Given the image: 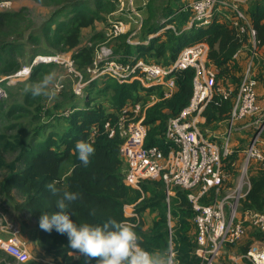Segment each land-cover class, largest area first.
Wrapping results in <instances>:
<instances>
[{"label":"trees","instance_id":"trees-1","mask_svg":"<svg viewBox=\"0 0 264 264\" xmlns=\"http://www.w3.org/2000/svg\"><path fill=\"white\" fill-rule=\"evenodd\" d=\"M27 1L48 9L49 14L36 22L28 7L0 12V80L15 74L23 62L29 63L37 55L66 52H72L76 68L86 72L93 64L96 46L107 41L109 19L118 12L120 5V0ZM145 10L146 16L134 36L140 44L128 42L133 33L128 30L107 44L123 62L135 56L167 67L185 47L206 43L207 60L216 72V87L227 91L228 97L225 98L220 90L215 91L202 112L205 123L201 129L205 132L218 129L220 123L231 124L234 102L245 75L238 56L250 46L247 33L240 34L230 19L218 17L208 26L187 28L192 16L188 0H148ZM243 10L256 31L257 49L263 51L261 59H254L252 69L254 79L259 81L260 75H264V0H249ZM101 23L107 24L109 29L96 30ZM167 26L174 29H164ZM87 29L94 32L83 42ZM147 40L148 43H144ZM59 68L55 64L39 65L24 84L33 85L49 72L57 73ZM194 77L192 68L175 73V90L167 99H163L162 86L145 87L139 80L120 83L103 77L102 87L98 88L96 81L87 86L83 106H71L68 116L58 114L57 120L66 122L65 128L60 130V126H55L48 135L41 133L46 127L41 117L52 114L53 110L43 105L44 95L33 97L24 88L17 101L12 99L13 92H10L9 99L0 102V211L17 216L23 227L22 240L34 246L32 252L37 259L24 264H42L38 260L44 264H97L96 260H88L72 249L66 234L58 233L55 228L47 232L39 227V218L44 212L60 211L56 200L64 191L79 194L80 198L66 209L78 225L102 224L112 217L132 224L145 250L167 253L173 258V264H201L189 191L175 188L174 195L168 199L162 180L144 181L140 190L128 187L124 182L127 164L120 156L124 139L118 129V119L124 109L145 105L156 95L160 100L145 111V144L157 146L166 153L167 123L189 105ZM6 83L4 80L3 84ZM62 96L66 104L69 103L66 92ZM70 97H74L72 92ZM62 107L55 104L53 109L60 111ZM28 118L41 126L35 129L30 142L18 130L23 126L20 122ZM108 123L115 131L114 136L109 135ZM261 137L264 140V131ZM242 139L237 141L240 146L222 158L228 179L223 182L221 191L217 194L214 189L210 190L202 198L203 203H212L234 188L240 172L239 163L249 142L247 138ZM77 140H86L95 148L87 167L74 152ZM247 178L250 186L239 201L238 212L241 216L246 212L264 213V161L252 159ZM52 181H56L60 189L58 196L51 195L45 187ZM128 205H134L137 216L126 215ZM23 214L28 215L30 221L24 220ZM256 242H264V230L246 221L243 235L234 242L225 243L223 251L229 250L236 257L244 256ZM0 264L16 263L0 249Z\"/></svg>","mask_w":264,"mask_h":264},{"label":"built area","instance_id":"built-area-1","mask_svg":"<svg viewBox=\"0 0 264 264\" xmlns=\"http://www.w3.org/2000/svg\"><path fill=\"white\" fill-rule=\"evenodd\" d=\"M249 0H194L189 4L192 16L187 28L208 26L215 18H227L237 27L240 34L247 33L251 48L249 67L242 79L239 93L234 102L232 122L246 118H254L255 134L246 149L245 165L240 169V177L236 178L234 189L236 192L243 188L235 201H230V196L215 199L212 203L205 204L202 198L214 189L218 194L223 182L228 179L222 164L223 156L231 154L227 148L222 150L218 143L206 137L201 129L199 119L208 102L216 90L215 70L207 60L208 46L198 43L182 49L176 60L167 67L156 63H148L135 56H130L126 61L114 53L107 42L116 38L128 29L124 22L117 18H110V29L106 42L96 46L93 64L86 72L79 71L75 66L72 52L37 55L15 74L0 80V100L6 96V90L1 83L24 81L32 75L35 68L42 64H55L66 72L58 77L52 95L63 93L66 86L63 79L73 80L72 92L75 97L83 98L87 86L103 77H110L116 82H133L139 80L145 87L162 86L163 99L170 98L175 90V73L192 68L195 70L193 81V97L189 105L180 114L169 119L165 131L167 152L157 147H147V128L144 125L145 111L148 107L159 101L152 95L145 105L138 104L133 109L127 107L118 119V129L124 142L120 149V156L127 164L124 177L125 184L140 190L141 184L147 180H162L166 186L167 197L174 195L175 188L188 190L189 200L195 211L194 222L197 229V254L201 264H216L224 253L223 245L227 242L238 240L244 232V222L248 221L264 230V213L246 212L243 216L238 212L239 201L249 189L247 168L250 161H264V151L257 145L264 131V108L258 101L256 92L257 81L252 75V62L257 57L256 31L248 21L243 10ZM13 0H0V12L12 11ZM135 19L136 31L132 33L128 42L132 45L140 44L134 38L141 27L142 16L134 9L131 10L130 19ZM164 29H174L167 26ZM163 29V30H164ZM144 43H148V40ZM90 45V44H89ZM225 98L228 92L220 90ZM133 111V113H129ZM70 111L64 115L68 116ZM109 135L114 136V129L108 123ZM243 183V187L241 184ZM130 216H137L134 207ZM130 224V223H128ZM132 225V224H131ZM9 239L2 243L4 250L15 260L16 264H24L32 259L27 244L21 238V232L14 226L8 225ZM232 264H264V243L254 244L244 256L236 257L229 254Z\"/></svg>","mask_w":264,"mask_h":264},{"label":"clouds","instance_id":"clouds-1","mask_svg":"<svg viewBox=\"0 0 264 264\" xmlns=\"http://www.w3.org/2000/svg\"><path fill=\"white\" fill-rule=\"evenodd\" d=\"M55 81L56 73L53 70L37 83L26 86L25 91H30L33 97L49 95V90H54ZM74 152L81 164L87 167L95 148L86 140H77ZM45 187L53 196L60 193L56 181L48 183ZM79 198L78 193L64 191L56 200V206L60 211L51 214L44 212L38 222L40 229L51 232L55 228L58 233L66 234L72 249L88 260H96L97 264H173V258L167 253L145 250L131 224L117 221L112 217L102 224L75 223L66 209Z\"/></svg>","mask_w":264,"mask_h":264},{"label":"rangeland","instance_id":"rangeland-1","mask_svg":"<svg viewBox=\"0 0 264 264\" xmlns=\"http://www.w3.org/2000/svg\"><path fill=\"white\" fill-rule=\"evenodd\" d=\"M147 1L148 0H120V5H119L120 11H118V14L116 16H112L111 18H117V19L121 20L127 26L128 31L134 33L136 31L137 25H136L135 19H133V16H132V19L129 18V16L131 15V10L134 9L136 12L141 14L142 18L143 17L145 18V16H146L145 4L147 3ZM21 7H28L30 9L31 16L35 19L36 22L42 21L49 14L48 9L41 8L40 6H38L34 2L27 1V0H14V7L12 10H17ZM107 29H109L108 25L102 24V23L99 24V26L96 28V30H104V31H107ZM93 32L94 31L92 29L85 30L83 42H85L93 34ZM138 36H137V38H138ZM48 55H51V54H48ZM26 64L27 63L23 62V66H25ZM65 74H66L65 70L63 68H59L58 72L56 73V81H57L58 77L64 76ZM26 80L21 81V82H15V83L7 82L5 85L2 82L1 86H2V88H4V90H6V96L4 98H2L0 100V102L4 101V100H8L10 92H13L12 93L13 94L12 99L17 101L19 99V97H21L22 90L24 88H26V86H27L24 84L26 82ZM102 80H103V78L102 79L99 78V79L95 80L96 82H98V88L103 86ZM63 82L65 83V86H66L63 93L66 92L67 97L70 98V99L68 98L69 103L66 104L65 97L62 96L63 93L52 95L51 89L49 90L50 91L49 95H44L45 100H44L43 105H45L46 109L53 110V113L50 115H43L41 117L42 125L43 124L46 125L44 131H41L42 129L39 130V131H41V133L43 132L42 134L48 135L52 130H54L55 126H60V130L64 129L66 126V122H64L63 120L58 121L57 120L59 118L58 114H59V116H61L66 111L70 110L71 106H73V105L83 106V104H82L83 98L75 97V96L70 97V94L72 92L73 80H70L69 78H65V79H63ZM86 92H87V90H86ZM95 92H96V90H95ZM72 98H74V99H72ZM259 101L264 102V97L262 99H260ZM55 104H61L63 106L60 111L53 109V106ZM261 107L264 108L263 105ZM12 120H13V122L17 121L15 119H11V121ZM243 120H245V119H243ZM252 122L253 121H252V117H251L245 123V124H250V126L246 127V129H244V130L241 129V131H243V132L235 134L236 135L235 137H239L241 139L243 138L242 140H245L247 138L248 141H249V138L251 137V141H252L253 136L255 134L254 125L252 124ZM20 124L23 126L19 127L18 130H20V132L22 133V135L24 136V138L26 139L27 142H30L35 129L41 127L40 124L30 122L29 118L26 120H22L20 122ZM260 141H262V137H260ZM257 148L260 151L262 150L261 149L262 147H260L259 144L257 145ZM242 156H244V158L242 157V159L240 160V163H239L240 169L243 168L245 165V161H246L245 156H247V154L244 153ZM239 174H241V172H239ZM239 174L237 175L238 177H240ZM241 187H243V183L241 184ZM242 189L243 188H241V190ZM232 190L225 192L224 196H230L231 198L229 200L235 201L241 190L236 189V192H231ZM23 216H24L23 217L24 220L26 219L27 221H30L27 219L28 215L23 214ZM6 224L16 227L22 233L23 227L21 226V223L17 220V216H15L12 212L6 214V212L0 211V234H3L5 237H9ZM28 250L32 256V260H36L37 257L34 256L35 254L32 252V250H30V248ZM227 252L229 254H233V252H231V251L229 252V250L225 251L223 253L225 255L222 254V256L218 259L217 264H231V260H229L227 257V254H228ZM38 263L44 264L45 262L38 260Z\"/></svg>","mask_w":264,"mask_h":264},{"label":"crops","instance_id":"crops-1","mask_svg":"<svg viewBox=\"0 0 264 264\" xmlns=\"http://www.w3.org/2000/svg\"><path fill=\"white\" fill-rule=\"evenodd\" d=\"M194 0H188V3L191 4ZM120 11V9L118 10ZM118 14V12H116L115 14H113L112 16H116ZM111 16V17H112ZM251 49L253 50V48H251V46H247L244 48V50H248V53H251ZM245 51H242L238 58L239 61L241 63V66H243L244 72L247 71L248 67H249V62H250V56H248V53ZM258 55L256 57V59H261L262 58V50H258ZM251 68L253 69V62L252 65H250ZM256 92H257V96H258V101L260 99H262L264 97V75L263 73L260 75V80L257 81V87H256ZM259 104L262 106H264V102L263 101H259ZM249 118L245 119V120H240V121H235L232 122L231 124H225V123H220L218 126L219 128L216 130L213 129H206V131L204 132L205 136L210 138L211 140L215 141L216 143L219 144V146H221L222 150L224 148H227L229 151H234V148L239 145V142H237L240 138L239 137H235L237 133H242L244 129H246V127H249L250 124H245L248 121ZM200 122V126L203 125L205 123V119L202 116L199 119ZM203 131V130H202ZM248 132V131H247ZM251 143V137L249 138V142H248V146ZM262 145V146H261ZM259 146L262 147V151H264V140L262 139V141L259 142ZM248 148V147H247ZM246 151V149H245ZM244 151V152H245ZM134 205H128L125 208V213L127 216L131 215V210L133 209ZM9 237H5L3 234H0V248L2 246V243H5L6 241H8ZM264 242H256L255 244H261ZM28 249L30 248V250L34 249V246L32 243H29V245H27ZM38 253V252H35ZM217 264V263H216Z\"/></svg>","mask_w":264,"mask_h":264}]
</instances>
